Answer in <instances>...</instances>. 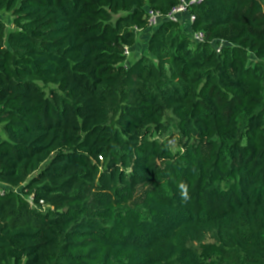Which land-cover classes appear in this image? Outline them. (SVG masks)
I'll list each match as a JSON object with an SVG mask.
<instances>
[{
    "label": "trees",
    "instance_id": "trees-1",
    "mask_svg": "<svg viewBox=\"0 0 264 264\" xmlns=\"http://www.w3.org/2000/svg\"><path fill=\"white\" fill-rule=\"evenodd\" d=\"M179 2L0 0V264H264V0Z\"/></svg>",
    "mask_w": 264,
    "mask_h": 264
},
{
    "label": "built area",
    "instance_id": "built-area-1",
    "mask_svg": "<svg viewBox=\"0 0 264 264\" xmlns=\"http://www.w3.org/2000/svg\"><path fill=\"white\" fill-rule=\"evenodd\" d=\"M204 0H180L179 4L174 7L171 12L164 15L163 13L159 11L149 10L148 11V24L150 28L157 27L162 20L167 19L169 21H179L180 15H182L185 12H188L189 9L193 6L200 5ZM195 17L193 15L190 16V23L194 22ZM193 37L195 41L197 42H205L206 37L204 33L202 32H196L193 33ZM222 45H219L217 48L218 52H221ZM129 50L126 51V54L128 55ZM4 191V190H2ZM30 202H33V197L30 199Z\"/></svg>",
    "mask_w": 264,
    "mask_h": 264
},
{
    "label": "rangeland",
    "instance_id": "rangeland-1",
    "mask_svg": "<svg viewBox=\"0 0 264 264\" xmlns=\"http://www.w3.org/2000/svg\"><path fill=\"white\" fill-rule=\"evenodd\" d=\"M184 14L180 15V19H183ZM0 18H2L3 20H5V22L7 23L8 25V31H11L13 29H15L12 21H13V18H12V15L10 13H7L5 11H0ZM185 21H183L184 23H189L190 24V15L188 16L187 19H184ZM152 30L149 29L147 30V34H150ZM149 32V33H148ZM145 37H144V34H139V41L138 43L136 44V46L133 48V49H129V53H128V57H127V63L128 64H131V62L133 63L135 60H137L138 58H140L142 55H146L147 54V51H146V44H145ZM8 44V43H7ZM9 45V44H8ZM0 133L6 137V134L5 132L3 131V127L2 125L0 124ZM5 187H0V189H4Z\"/></svg>",
    "mask_w": 264,
    "mask_h": 264
},
{
    "label": "clouds",
    "instance_id": "clouds-1",
    "mask_svg": "<svg viewBox=\"0 0 264 264\" xmlns=\"http://www.w3.org/2000/svg\"><path fill=\"white\" fill-rule=\"evenodd\" d=\"M179 188L181 189V197L183 199H186L187 198V191H186V185H184L183 183H181L179 185Z\"/></svg>",
    "mask_w": 264,
    "mask_h": 264
},
{
    "label": "crops",
    "instance_id": "crops-1",
    "mask_svg": "<svg viewBox=\"0 0 264 264\" xmlns=\"http://www.w3.org/2000/svg\"><path fill=\"white\" fill-rule=\"evenodd\" d=\"M184 15H183V19H187L188 18V16H189V11L188 12H185V13H183ZM144 35L146 34V33H143ZM148 36V35H147ZM145 37V41L148 39V37Z\"/></svg>",
    "mask_w": 264,
    "mask_h": 264
}]
</instances>
